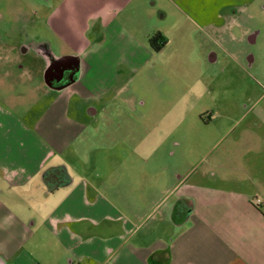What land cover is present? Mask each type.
<instances>
[{
    "label": "rangeland",
    "instance_id": "374dc122",
    "mask_svg": "<svg viewBox=\"0 0 264 264\" xmlns=\"http://www.w3.org/2000/svg\"><path fill=\"white\" fill-rule=\"evenodd\" d=\"M158 32L168 40L161 51L151 44ZM93 40L102 44L88 51ZM51 42L60 56L91 62L87 79L64 94L27 93L12 80L4 95L24 99L57 155L84 160L67 171L85 170L101 187L97 170L109 167L113 183L139 187L136 203L154 197L148 189L168 169L190 171L204 158L205 170L219 155L264 184V0H0V71L33 76L39 62L19 47L41 54L40 43ZM84 87L104 92L100 105L83 100ZM91 102L102 105L98 117L84 112Z\"/></svg>",
    "mask_w": 264,
    "mask_h": 264
},
{
    "label": "crops",
    "instance_id": "0c3cea01",
    "mask_svg": "<svg viewBox=\"0 0 264 264\" xmlns=\"http://www.w3.org/2000/svg\"><path fill=\"white\" fill-rule=\"evenodd\" d=\"M72 24L68 20L69 28ZM95 43L102 44L87 42L88 51ZM44 46L46 52L35 56L39 71L33 76L0 71V264H264V212L255 205L257 198L264 201V184L258 185L249 171L245 175L255 190L245 189L244 170L226 155L205 170L204 158L190 171L168 169L164 184L151 185L154 197L143 203L133 200L139 187L113 183L116 174L109 167L97 170V177H106L101 187L85 170L67 171L70 163L84 160L57 155L24 99L4 95L12 80L14 89L27 93L64 94L91 74V62L83 55L60 56L52 42ZM64 56L79 57L80 76L60 90L46 84L43 69ZM83 89L81 101L99 100L100 105L104 92ZM99 105L87 103L84 112L98 117ZM163 195L160 202L157 197ZM167 200L161 214L153 215ZM145 208L154 210L140 217ZM150 216L155 219L147 223Z\"/></svg>",
    "mask_w": 264,
    "mask_h": 264
},
{
    "label": "water",
    "instance_id": "95a60500",
    "mask_svg": "<svg viewBox=\"0 0 264 264\" xmlns=\"http://www.w3.org/2000/svg\"><path fill=\"white\" fill-rule=\"evenodd\" d=\"M64 64H72L73 68L75 69V73L73 76H71L70 81L67 84H63V80L65 78V72L67 69L60 68V66ZM57 75V76H56ZM80 76V62L79 57L76 56H64L60 58H56L55 60H52L45 72V82L48 86L54 88L55 83H58L59 86L57 89H64L68 85L72 84L76 79ZM57 77V78H56Z\"/></svg>",
    "mask_w": 264,
    "mask_h": 264
},
{
    "label": "flooded vegetation",
    "instance_id": "af4514ba",
    "mask_svg": "<svg viewBox=\"0 0 264 264\" xmlns=\"http://www.w3.org/2000/svg\"><path fill=\"white\" fill-rule=\"evenodd\" d=\"M158 33H161V32H158ZM157 34V33H156ZM155 34V35H156ZM253 39H254V36H251V39H250V41L251 42H253ZM255 40V39H254ZM40 44H43V45H41V46H39L40 47V53H44V51L46 52V49L44 48L45 46V43H40ZM37 48V47H36ZM36 48H34V50H32V52H30V49H29V52H28V54L29 55H31V56H37L38 55V53L39 52H37V51H35L36 50ZM19 50H20V55L21 56H26L25 54H24V52L25 51H27L26 50V47H24L23 45H21L20 47H19ZM28 56V55H27ZM45 67H44V69H43V74H44V76H45V73L44 72H46V70H47V68H48V66L49 65H44ZM62 69V68H65V69H67V71L65 72V78H64V80H63V84H67L69 81H70V79H71V76H73L74 75V73H75V69H72L73 68V65L72 64H64V65H62V66H60L59 67V69ZM57 76V75H56ZM57 78V77H56ZM55 85L58 87L59 86V84L58 83H55Z\"/></svg>",
    "mask_w": 264,
    "mask_h": 264
},
{
    "label": "trees",
    "instance_id": "16d2710c",
    "mask_svg": "<svg viewBox=\"0 0 264 264\" xmlns=\"http://www.w3.org/2000/svg\"><path fill=\"white\" fill-rule=\"evenodd\" d=\"M151 44H152V47L155 49V51H161L167 46L168 40L164 36V34L157 33L151 39Z\"/></svg>",
    "mask_w": 264,
    "mask_h": 264
},
{
    "label": "built area",
    "instance_id": "2783aa9c",
    "mask_svg": "<svg viewBox=\"0 0 264 264\" xmlns=\"http://www.w3.org/2000/svg\"><path fill=\"white\" fill-rule=\"evenodd\" d=\"M255 205L260 208L262 210V212H264V201L260 198H257L255 200Z\"/></svg>",
    "mask_w": 264,
    "mask_h": 264
}]
</instances>
